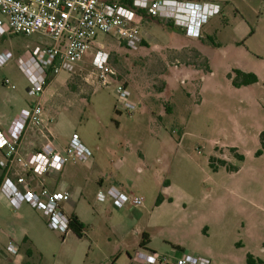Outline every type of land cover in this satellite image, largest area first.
Instances as JSON below:
<instances>
[{"label": "rangeland", "instance_id": "rangeland-1", "mask_svg": "<svg viewBox=\"0 0 264 264\" xmlns=\"http://www.w3.org/2000/svg\"><path fill=\"white\" fill-rule=\"evenodd\" d=\"M236 2L239 9L232 3L224 4V12L203 25L207 35L225 42V51L211 57L209 74L186 68L199 69L206 62L194 51H186V43L192 40L186 38L184 29L171 30L166 22L154 19L142 28L147 43L134 50L98 35L96 44L103 43L116 73L108 76V85L102 84L93 64L96 45L86 53L76 72H63L53 80L42 98V121L33 125L22 141L19 155L23 161H17L8 174L0 166V176L4 173L0 189L9 179L22 187L18 184L22 177L40 194L43 186L50 187L51 180L57 179V192L70 193L64 209L69 213L74 207L86 230L83 238L72 231L63 234L52 230L42 210L26 201L16 207L1 191L0 242L5 245L13 241L20 246L25 260L16 258L21 264H130L139 251H145L138 249L140 238L135 230L145 223L154 224V217L142 208L127 206L119 212L115 207L112 214L103 209L104 202L97 200L99 178L119 183L126 193L147 201L155 195L150 185L167 179L199 200V207L186 204V214L198 213L203 204L217 196L230 200L237 192L253 195L254 208L240 194L237 198L236 237L240 244L249 243L254 258L264 264V242L260 240L264 238V214L257 209V205L264 207V150L260 144L264 103L255 106L249 95L235 91L227 78L232 68L258 70L262 75L260 87L264 86V0ZM243 17L249 20L255 37L248 46L243 42L237 47L230 37L234 36L233 26ZM0 18L4 19L1 14ZM45 42L50 40L41 34L0 35V54H13L12 61L0 67V132L8 130L22 109L37 102L28 93V75L17 65V59ZM6 80L10 85L5 84ZM120 83L129 88L131 99L138 105L130 113L120 105ZM74 136L90 151L88 160L66 154ZM47 146L67 161L58 170L50 169L43 175L25 170L22 164L28 155ZM227 146L237 147L245 156L241 162L228 151L226 155L218 153L239 166L238 173L225 168L215 172L209 165L215 148ZM259 150H263L261 156H257ZM53 172L56 174H49ZM251 209L255 221L261 220L263 227H254V236L249 238L246 211L250 213ZM136 210L144 213L139 223L134 220L140 219ZM168 229L172 239L181 241L180 235ZM25 234L32 242L31 257L21 240ZM188 240L186 237V243L194 242ZM205 242L215 246L222 240L211 230L205 234ZM240 256L236 264H245L242 252ZM6 262L13 264L12 260Z\"/></svg>", "mask_w": 264, "mask_h": 264}, {"label": "built area", "instance_id": "built-area-1", "mask_svg": "<svg viewBox=\"0 0 264 264\" xmlns=\"http://www.w3.org/2000/svg\"><path fill=\"white\" fill-rule=\"evenodd\" d=\"M130 1L131 4L101 0H0V14L4 17L0 19L1 36L41 34L50 40L29 49L17 59V65L28 75V93L36 97L37 102L30 108L23 109L6 132H0V156L4 158V161L0 158V166L4 167L7 174L17 161H23L19 155L22 141L28 130L42 121V98L58 75L63 72H76L86 53L95 45L98 50L93 64L102 84L108 85V76L116 75L103 43L96 44L99 34L110 37L127 49H137L143 43L142 28L146 17L175 18L178 16L176 6L181 4L180 0ZM183 6L182 15L185 18L188 14L189 18L196 16L200 20L199 24L188 25V34L193 32L192 35L199 37L200 26L207 21L210 14H215V10L207 4L185 3ZM12 59L11 52H2L0 67ZM5 84L10 85L9 80ZM117 93L120 105L126 112L136 110L138 105L131 99V92L125 84L120 83ZM66 154L82 161L91 157L90 151L77 136L73 137ZM66 161L67 158L47 146L28 155L22 166L36 175H43L50 169L58 170ZM18 184L23 186L18 187L17 183L9 179L2 188L16 207L26 201L43 211L50 229L63 234L71 231V215L65 212L63 205L69 200L68 193H51L44 188L39 194L27 186L22 177ZM97 200H111L117 208H140L144 205V198L127 194L115 185L100 187ZM19 251L20 247L9 241L5 248L0 249V261L5 256L18 257ZM135 261L140 264H210L208 259L200 256L186 255L174 262L166 256H158L149 251H139Z\"/></svg>", "mask_w": 264, "mask_h": 264}, {"label": "crops", "instance_id": "crops-1", "mask_svg": "<svg viewBox=\"0 0 264 264\" xmlns=\"http://www.w3.org/2000/svg\"><path fill=\"white\" fill-rule=\"evenodd\" d=\"M101 1L109 2V3L117 2L122 4L123 0H101ZM180 3L181 4H178L176 6V10H177L176 13L178 14V16H176L175 18L159 19V18L146 17L144 26H147L154 19H157L161 24H163V22H166V24L170 27L171 30L179 29V28H181L182 30L184 29L183 31L186 34V38L192 40V43L189 44L186 43V51L187 52L194 51L195 53H199L202 58L206 59L210 68V72H205L202 69L194 68L192 66H186V68L192 69L193 71L195 70L197 72H201L203 74H209L212 72L213 60L211 57L218 56V54H221L223 51H225L224 50L225 42L219 41L216 38V36L207 35V33L203 31L204 28L203 25L208 20L209 23L211 18H214L217 15H220L222 12H224L223 11L224 9L223 7L225 6L224 4L227 5L228 3H232V5L236 6L237 9L240 8V5L238 2H236V0H180ZM185 3L186 4L193 3L198 5L207 4L208 6H212V9L215 10V14H210L208 16L207 21L200 26L199 37L192 35L193 29L191 30L192 33L188 34V25L191 24L194 26L196 24H199L200 20L196 16L194 17L192 16V18H189L187 14L185 18L182 15L184 13L183 4ZM248 21H249L248 19L246 20L243 17L235 26H233V30L231 34L234 36L233 37L231 36L230 40L233 44H236L237 47H239L240 44L243 42L246 43L248 46L250 41H252V39L255 37V31ZM261 35L264 41V29ZM142 37H143V43H147V41L143 36V32H142ZM254 46H256L255 43ZM233 70H241L246 73H253L258 77V82L250 86L236 88L233 86L232 80L229 79L228 77L229 74L233 72ZM230 71L231 72L227 74V78L229 79V82L231 83L235 91H240L244 94L249 95L250 100L255 103L254 104L255 106L262 104L261 102L264 103V96H261L262 92L264 95V86L260 87L262 75L258 70L236 67L230 69ZM263 132L264 131L260 133V136ZM185 134L186 132L184 131L181 136L179 144L181 143V141H183ZM260 144H261V140H260ZM232 148L236 149L238 154L244 156L237 147L227 146L225 148L216 147L215 148L216 154L211 157H215L216 160H225L229 165L237 167L238 169L236 171L233 172L229 171V172L238 173L239 171H241V168L239 166L232 165L228 160L223 159L218 155V153L226 155L227 153L226 151H228L227 154H230L231 156L235 157V155L231 154L232 152L230 150ZM30 153L31 152L29 151L27 152V154ZM221 168H225V167H220L218 171ZM49 174H56V173L53 172ZM117 184L113 182L107 183V181L104 178H99L97 181L98 190L100 189V187L107 188L109 186L115 185L126 193L125 186H122L119 183ZM29 187L34 192H37L35 190L36 188L33 189L34 187H31V185ZM44 188L49 190L51 193L57 192V179L51 180V186L48 187V185L46 184L45 186L42 187V189ZM150 188H152V190H155V195L151 199L148 198V201L144 198V205L140 208H142V210L146 211L149 215H151L152 218L154 217V224L151 225L149 222L142 224L140 227L136 228L135 232L136 234H138V237L140 238L138 242V249L152 252L158 256H166L174 262L178 259L183 258L186 255L200 256L208 259L210 261V264H236L237 262H239L241 258L240 254L242 252V257L244 256L242 260H245V264H248L247 262L248 254L251 255L253 254V252L250 251L249 249L250 244L249 243L240 244L237 241V237H236L239 227L238 219H237L238 210H239L237 198L240 197L239 196L240 194L242 197H245L243 201L254 208L256 204L253 201L255 199L253 195L249 193L244 194L237 192L236 194L234 193L233 195L235 198H231L233 196H230L231 198L230 200L224 197L217 196L216 198L208 200L209 204L207 205L203 204L204 206L200 207L198 213L193 212L191 214H186V204H189V206L194 205L195 207L196 206L199 207V205H197V203H199V200L196 199L195 196L186 193L185 189H181L177 187L174 182H169L167 179L165 180L161 179L158 183L151 184ZM37 189L39 188L37 187ZM1 191L2 190L0 189V192ZM63 193H68L70 199L69 192L66 191ZM159 195H162L163 202L160 205H156V200ZM102 208L109 209L111 214L113 213V210L116 209L114 203L111 200H106L102 204ZM123 209H125V207L119 208L118 210L120 212V210ZM242 209L244 210V206H242ZM257 209L258 211L264 214V207L257 205ZM65 212L68 215L75 214L79 218V220L84 223L81 217L76 213L74 207L70 209L69 211L70 214L66 210ZM137 213H139L140 219H134V220L137 223H139L141 222L140 221L142 219L141 216L144 213L141 210L138 211ZM246 218L248 219V223L246 225L247 235L249 238H252L255 233L254 227L256 226L263 227V225L261 224V220H258L257 222L255 221L254 212L252 209L250 213L249 211H246ZM168 228L172 229L174 235L175 234L180 235L181 241H177V238L172 239L169 236L170 231ZM211 230H214L215 233L218 234L222 240V242H219L215 246L208 245L205 242V234H209ZM143 234H147L148 237V244L146 245L145 248L140 247ZM186 237L189 239L188 241L194 240V242L192 244L186 243ZM223 238L226 241L223 242ZM21 240L22 243L24 244V248L27 250L29 256L31 257L33 255V250L31 247L32 245L31 239L28 237L27 234H25L24 236H22ZM260 240L264 242V238L261 237ZM6 245L7 244L4 245L0 242V249L5 248ZM19 256L21 258V261L23 262L25 258L22 257L21 255ZM4 259L6 261L12 260L13 264L22 263L19 262L18 258H16L15 256H5ZM5 260L0 261V264H7L8 262H6ZM130 264H140V263H137L135 259H131Z\"/></svg>", "mask_w": 264, "mask_h": 264}, {"label": "trees", "instance_id": "trees-1", "mask_svg": "<svg viewBox=\"0 0 264 264\" xmlns=\"http://www.w3.org/2000/svg\"><path fill=\"white\" fill-rule=\"evenodd\" d=\"M122 4H131V1L130 0H123ZM196 56L202 58L199 53H196ZM204 60L206 62V65H204L203 67H201L199 69H202L205 72H210L208 62L206 59H204ZM228 77H229V79L232 80V84L236 88L250 86V85L256 84L258 82V77L255 74L246 73V72H243L241 70H233V72L230 73ZM260 140H261L262 149L264 150V132L261 134ZM263 150H259L257 152V156H261L263 153ZM230 151L232 153H234L235 157L239 161H241V162L244 161V159H245L244 156L238 154L236 149L232 148ZM209 165L213 171H218V169L220 167H225L228 171H231V172L236 171L238 169L237 167L229 165L225 160H216L215 157L210 158ZM3 176H4V173L0 176V188H1V185H2V182L4 179ZM162 202H163V197H162V195H159L157 200H156V205H160ZM85 228H86L85 224L83 222H81L75 214H72L70 217V230L73 233H75L79 238H83L85 235V233H84ZM147 244H148L147 234H143L142 241L140 243V247L145 248ZM247 262H248V264H261V262L259 260L257 261L256 259H254V257L251 254H248Z\"/></svg>", "mask_w": 264, "mask_h": 264}]
</instances>
